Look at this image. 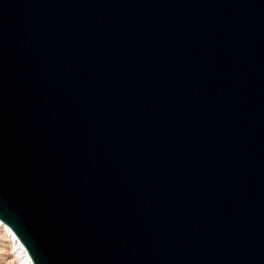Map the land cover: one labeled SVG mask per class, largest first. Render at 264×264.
Masks as SVG:
<instances>
[{"label":"water","instance_id":"95a60500","mask_svg":"<svg viewBox=\"0 0 264 264\" xmlns=\"http://www.w3.org/2000/svg\"><path fill=\"white\" fill-rule=\"evenodd\" d=\"M0 221L32 264H264V0H0Z\"/></svg>","mask_w":264,"mask_h":264},{"label":"bare ground","instance_id":"6f19581e","mask_svg":"<svg viewBox=\"0 0 264 264\" xmlns=\"http://www.w3.org/2000/svg\"><path fill=\"white\" fill-rule=\"evenodd\" d=\"M0 230L3 231L5 237L8 239L10 249H12L18 264H32L21 242L14 236L11 230L1 221Z\"/></svg>","mask_w":264,"mask_h":264},{"label":"rangeland","instance_id":"374dc122","mask_svg":"<svg viewBox=\"0 0 264 264\" xmlns=\"http://www.w3.org/2000/svg\"><path fill=\"white\" fill-rule=\"evenodd\" d=\"M0 264H18L8 239L3 231L0 230Z\"/></svg>","mask_w":264,"mask_h":264}]
</instances>
